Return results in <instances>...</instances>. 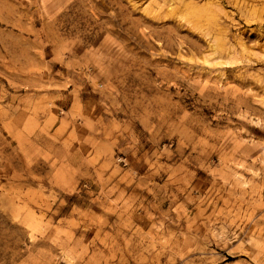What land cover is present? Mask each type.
Segmentation results:
<instances>
[{
	"label": "rangeland",
	"instance_id": "374dc122",
	"mask_svg": "<svg viewBox=\"0 0 264 264\" xmlns=\"http://www.w3.org/2000/svg\"><path fill=\"white\" fill-rule=\"evenodd\" d=\"M0 264H264V0H0Z\"/></svg>",
	"mask_w": 264,
	"mask_h": 264
}]
</instances>
